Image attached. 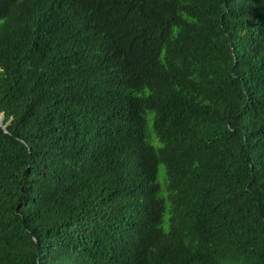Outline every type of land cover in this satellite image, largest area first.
Masks as SVG:
<instances>
[{
  "label": "trees",
  "instance_id": "trees-1",
  "mask_svg": "<svg viewBox=\"0 0 264 264\" xmlns=\"http://www.w3.org/2000/svg\"><path fill=\"white\" fill-rule=\"evenodd\" d=\"M0 121V264H264V0H0Z\"/></svg>",
  "mask_w": 264,
  "mask_h": 264
},
{
  "label": "rangeland",
  "instance_id": "rangeland-1",
  "mask_svg": "<svg viewBox=\"0 0 264 264\" xmlns=\"http://www.w3.org/2000/svg\"><path fill=\"white\" fill-rule=\"evenodd\" d=\"M161 172H163V167H162V170H161Z\"/></svg>",
  "mask_w": 264,
  "mask_h": 264
},
{
  "label": "water",
  "instance_id": "water-1",
  "mask_svg": "<svg viewBox=\"0 0 264 264\" xmlns=\"http://www.w3.org/2000/svg\"><path fill=\"white\" fill-rule=\"evenodd\" d=\"M0 123H1V121H0Z\"/></svg>",
  "mask_w": 264,
  "mask_h": 264
}]
</instances>
